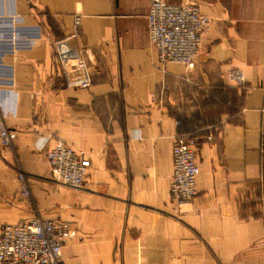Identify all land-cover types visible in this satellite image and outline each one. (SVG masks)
<instances>
[{"label":"crops","instance_id":"crops-1","mask_svg":"<svg viewBox=\"0 0 264 264\" xmlns=\"http://www.w3.org/2000/svg\"><path fill=\"white\" fill-rule=\"evenodd\" d=\"M164 1L210 21L192 71L159 65L149 0H0V112L17 135L0 147V219L69 225L61 264H264V0ZM57 45L72 64L85 59L88 88L72 86L80 73L67 74ZM236 69L242 86L228 79ZM203 103L213 113L193 133ZM183 134L200 140L199 175L178 210ZM43 139L89 159L82 189L52 181Z\"/></svg>","mask_w":264,"mask_h":264},{"label":"built area","instance_id":"built-area-1","mask_svg":"<svg viewBox=\"0 0 264 264\" xmlns=\"http://www.w3.org/2000/svg\"><path fill=\"white\" fill-rule=\"evenodd\" d=\"M80 17L74 19V33L80 26ZM147 35L154 47L161 67L169 63L181 65L192 71L199 53L200 35L210 24L208 18L199 14L193 4L173 6L164 0H149L146 15ZM57 45L63 68L68 73L79 72L80 78L72 86L86 89L90 86L85 59L79 57L72 64L68 54ZM228 79L238 86L245 82L240 70L228 73ZM16 132L6 127L0 112V147L11 148L16 140ZM207 140H211L208 137ZM200 140L191 135H178L172 148L173 175L170 199L176 209L181 210L197 196L196 181L199 167L196 164V148ZM44 160L51 170L52 181L58 185L80 190L90 168L89 159L68 145L58 144L46 149V140L39 146ZM20 195L29 199L28 184L21 173L17 174ZM76 232L65 223H55L34 217L11 225L0 219V264H61L63 247Z\"/></svg>","mask_w":264,"mask_h":264},{"label":"rangeland","instance_id":"rangeland-1","mask_svg":"<svg viewBox=\"0 0 264 264\" xmlns=\"http://www.w3.org/2000/svg\"><path fill=\"white\" fill-rule=\"evenodd\" d=\"M201 106H202V108H200L198 110H195V111H192V112L188 111V112L192 113L190 116H191L192 122H193V126L191 125L193 133H198V132L202 131L204 129V127L201 126V125H198L199 120H204L205 117H208V116H210L211 113H213L212 110H208L207 109V104L206 103L201 104ZM173 112H175V113H177V114L182 116L187 111L175 110Z\"/></svg>","mask_w":264,"mask_h":264}]
</instances>
